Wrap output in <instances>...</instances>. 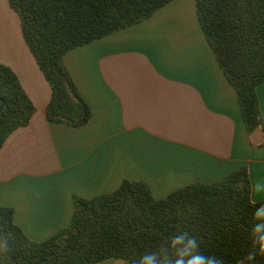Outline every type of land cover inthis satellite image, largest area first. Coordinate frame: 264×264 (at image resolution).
I'll list each match as a JSON object with an SVG mask.
<instances>
[{"label": "crops", "instance_id": "crops-1", "mask_svg": "<svg viewBox=\"0 0 264 264\" xmlns=\"http://www.w3.org/2000/svg\"><path fill=\"white\" fill-rule=\"evenodd\" d=\"M0 63L35 107L0 148V206L41 242L67 227L74 196L90 199L123 181H144L156 199L247 167L264 203L263 128L249 134L235 89L202 31L195 0H173L150 18L69 51L64 64L91 110L71 127L47 120L51 87L29 50L17 13L0 0ZM95 264H129L107 259Z\"/></svg>", "mask_w": 264, "mask_h": 264}, {"label": "trees", "instance_id": "trees-1", "mask_svg": "<svg viewBox=\"0 0 264 264\" xmlns=\"http://www.w3.org/2000/svg\"><path fill=\"white\" fill-rule=\"evenodd\" d=\"M173 0H8L23 38L51 87L45 109L53 123L81 127L91 110L64 64L65 55L150 18ZM202 31L235 89L249 134L263 128L257 87L264 81V0H195ZM0 148L29 124L35 107L16 73L0 63ZM261 145H264V140ZM247 167L214 183H192L156 199L144 181L125 180L113 192L74 196L70 224L44 241L28 238L0 206V264H132L178 230L197 237L200 250L239 264L251 247L255 202ZM7 249V250H5ZM162 260V258H161ZM245 264H248L245 261ZM254 264H264L257 256Z\"/></svg>", "mask_w": 264, "mask_h": 264}, {"label": "clouds", "instance_id": "clouds-1", "mask_svg": "<svg viewBox=\"0 0 264 264\" xmlns=\"http://www.w3.org/2000/svg\"><path fill=\"white\" fill-rule=\"evenodd\" d=\"M253 190L257 193L264 192V184L257 182ZM253 220L257 222L251 227V247L239 264H245V261L254 264L257 256L264 257V203L255 209ZM132 264H224V261L215 255H206L200 250L196 236L178 230L157 251L145 253L132 261Z\"/></svg>", "mask_w": 264, "mask_h": 264}, {"label": "water", "instance_id": "water-1", "mask_svg": "<svg viewBox=\"0 0 264 264\" xmlns=\"http://www.w3.org/2000/svg\"><path fill=\"white\" fill-rule=\"evenodd\" d=\"M4 107H5V101L2 98H0V112L4 109Z\"/></svg>", "mask_w": 264, "mask_h": 264}]
</instances>
